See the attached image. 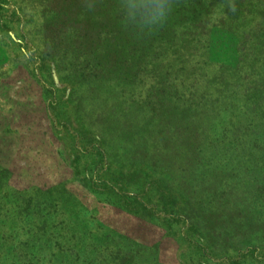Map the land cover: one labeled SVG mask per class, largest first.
Here are the masks:
<instances>
[{"label": "rangeland", "instance_id": "374dc122", "mask_svg": "<svg viewBox=\"0 0 264 264\" xmlns=\"http://www.w3.org/2000/svg\"><path fill=\"white\" fill-rule=\"evenodd\" d=\"M259 2L0 0V264H264Z\"/></svg>", "mask_w": 264, "mask_h": 264}, {"label": "trees", "instance_id": "16d2710c", "mask_svg": "<svg viewBox=\"0 0 264 264\" xmlns=\"http://www.w3.org/2000/svg\"><path fill=\"white\" fill-rule=\"evenodd\" d=\"M259 5L261 7V9H263L262 11L264 12V2H259ZM259 23L255 26V28L252 30V37H255V43H254V49L256 51V49L258 48H264V18H261L259 21ZM170 30H168L169 32ZM257 36H262L261 38H257ZM255 51L252 53H255ZM251 77V75H249ZM249 79H244L241 83H245V81H247ZM260 88H264V85L262 86L259 83L256 82H250V85L245 84L244 86V92L246 94L252 95L253 97H255V99H261V93L257 92V89ZM262 104H258L257 106H260ZM249 111L253 112L254 110L249 109ZM259 114H257L258 116ZM12 161V160H11ZM19 166L18 160L14 159V161L12 162V168H14L16 170V167ZM4 170V171H3ZM12 179V175L11 174H6L5 173V169H3L2 167H0V196L3 197L2 194V190L5 188H8L11 186V184L13 183L12 181H10ZM1 210V207H0Z\"/></svg>", "mask_w": 264, "mask_h": 264}]
</instances>
